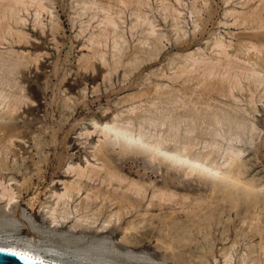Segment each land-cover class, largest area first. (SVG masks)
Returning a JSON list of instances; mask_svg holds the SVG:
<instances>
[{
	"label": "rangeland",
	"instance_id": "rangeland-1",
	"mask_svg": "<svg viewBox=\"0 0 264 264\" xmlns=\"http://www.w3.org/2000/svg\"><path fill=\"white\" fill-rule=\"evenodd\" d=\"M5 1L0 0V91H5L8 97L18 95L20 98H14L21 99L19 110L14 114L21 121L19 138L11 143L0 134V179L6 185H12L18 199V206L12 205L10 212L3 214L0 211V224L16 227L15 234L8 232L13 239L27 243V236L37 241L50 237L51 242L43 241L42 244L53 248L59 245L55 239L56 231L66 230L68 225L55 230L51 228L41 206L53 203L49 195L52 191L61 192L63 183L77 181L73 168L69 169L70 165L81 163L85 166L86 158L92 162L89 143L96 142L98 134H92L87 141L78 135L84 126L92 129L88 125L91 117L101 122L116 115L118 122H131L135 130L147 127L148 123L158 124V129L152 133H165L164 128L170 121L180 126V142L187 136L184 130L193 129L187 137L198 144L192 149L193 154L201 152L204 142L211 141L215 128L218 130L219 126V130L223 131L226 130V121L232 117L230 121L233 122L243 119L246 124H255L258 132L244 137L241 142L245 167L242 176L243 179L253 177L257 184L264 185V50L258 53V49L255 50L257 52L251 49V45L257 48L264 46V0H40L44 5L40 12L34 5L20 7L13 3L11 6L15 8L11 9L9 6L12 2L8 6L10 0ZM231 11L237 14L233 13L232 16ZM36 13H39L37 19ZM12 15L25 21L17 23ZM110 17L118 25L116 31L110 25L105 26ZM149 23L155 29L153 36L148 34ZM219 41L225 44L227 50L228 55L224 57L217 54L216 44ZM189 53L197 62L200 60L201 63L203 59L202 64L198 63L197 66L196 61L193 64L192 58V61L189 60ZM225 58L227 63L238 60L236 64H239L236 67V64L228 63L226 66V62H222ZM215 59H219L218 63L221 61L219 66L214 61L218 67H214L212 62ZM204 60H210V66L212 64L211 68L215 70L207 65L209 62L203 64ZM241 64H247L244 66L247 69L251 66L248 71L252 74L244 73L246 70L240 69ZM205 67L211 70L206 71ZM254 70L260 74L255 73L251 78ZM67 97L70 99L68 103ZM213 117L221 122L215 124L217 127L213 124L216 121ZM162 121L165 123L160 127ZM120 152H115L116 155L106 152L107 164L126 178L119 186L122 190L131 181L144 186L146 199L137 209L141 214L146 210V201L150 199L153 186L172 192V201H165V204L153 200L148 208L154 215L169 213L170 217L160 219L153 216L151 220L148 217L150 223L147 221V224L153 225L154 232L161 230L158 244L168 245V253L181 256L190 249L186 244L189 238L196 239V242H192L204 247L208 245L207 240L214 242L213 253L216 255L235 242L238 245L231 251L235 264L241 253L253 251L245 246L247 241L244 240L249 232L235 236V230L245 219L235 215L236 205L243 207L246 202H243V198L227 197V192L230 193L233 187L211 188L209 181L187 177L184 171L173 170L166 164L149 162L141 153ZM212 160L218 164L222 162L216 155L212 156ZM11 178L13 180L9 181ZM110 189L103 185L99 192L107 195ZM83 197L75 199L72 206L80 203ZM32 198L35 202L29 205ZM126 202L128 204L124 201L123 206L129 209V202ZM105 204L108 206L109 202ZM134 204L139 203L136 201ZM231 206H236L235 210ZM170 211L174 212L172 216ZM138 214L123 217L118 229L117 225L112 227L114 240L123 235L125 227L142 219ZM172 220L178 225L169 233L165 228H170ZM247 221L246 218L243 228ZM181 223L184 229L180 227ZM31 226L34 231L42 233L32 234ZM135 228L134 231L143 229ZM185 229L191 230L185 233ZM74 238L78 240L76 237L70 239ZM154 241L138 251L154 254ZM206 251L197 250V253L204 257ZM162 254L155 253L157 257ZM256 257L264 264L261 252L257 256L256 253L251 254L252 261ZM206 258L211 261L208 255ZM202 263L197 261L194 264Z\"/></svg>",
	"mask_w": 264,
	"mask_h": 264
},
{
	"label": "bare ground",
	"instance_id": "bare-ground-1",
	"mask_svg": "<svg viewBox=\"0 0 264 264\" xmlns=\"http://www.w3.org/2000/svg\"><path fill=\"white\" fill-rule=\"evenodd\" d=\"M10 2H12V3L10 4ZM9 4H10V6H9ZM12 4L15 6L17 4H19L17 6H20V5L21 6L22 5L29 6L30 5L32 7L34 5L37 8H39L38 12H40L44 9V5L40 0H10L8 3V6L11 9H12V7L15 8V6H11ZM37 8H35V9L37 10ZM11 9H9L10 12L12 11ZM4 10H5V7H4ZM13 13H15V10ZM231 13H232L231 15L233 16V13H236V12L231 11ZM241 15H243V14H241ZM38 16H39V13H36L35 19H37ZM14 18H15L14 20H16L17 23H19V22L21 23V22L25 21L24 19L19 18V17L18 18L14 17ZM3 20H4V18L2 19V21ZM106 21H107V24L105 22V26L108 25V27H109V25H110L112 28H114V31H116V28L118 26L117 23L114 20H112L111 17H110V19L108 18V20H106ZM148 25L150 27V29H149L150 31L148 34L153 36V34L155 33V29L151 25V23H149ZM100 26H101V24H100ZM6 29H8V28H6ZM4 31H7V30H4ZM19 34L22 35V33H18V35ZM98 35H99V33H98ZM114 45L116 46V43ZM216 47L218 49L217 50L218 56H219V54H220V56L223 55V57H224V55H228L225 52L226 49H225V44H223V42H221V41L217 42ZM251 49H252V51H255L258 49V51H260L258 53H261V49L264 50V46L261 45L260 48H259V46L257 48L255 45H251ZM255 52H257V51H255ZM189 56H190L189 60H191L193 55L191 56V54L189 53ZM225 57L227 58V56H225ZM226 58H225V60H222V62L223 61L226 62ZM87 59H89V58H87ZM227 59H229V61L231 60V58H229V56ZM192 60H193V58H192ZM235 60H237V59H235ZM193 61H194L193 64H195V61L197 62L196 59ZM202 61H203V59L201 60V63H200V60H199V62H197L196 65L198 63H199V65H201ZM206 61L208 63L210 60L209 61L206 60ZM206 61L203 62V64L204 63L206 64ZM214 61H217L216 64L218 66L221 65L220 64L221 61L218 63L219 59H217V60L215 59L212 61L214 64V67L216 65L214 63ZM237 61H235L233 63V60H232L233 65H235ZM210 62L207 65L210 66ZM228 63H229V65L232 64L230 62H228ZM228 63L226 62L224 65H226ZM237 64H239V63H237ZM237 64H236V67H237ZM196 65H194V66H196ZM199 65H197V66H199ZM217 65H216V67H218ZM246 65H244V66L246 67ZM187 66H188V64H187ZM194 66H192V67H194ZM244 66H242V64H241L240 69L246 70V72L243 71L244 73L249 72L248 70L251 69L250 68L251 66L250 67L248 66L249 67L248 69L245 68ZM202 67H204V65ZM211 67H213L212 64H211L210 68ZM236 67L234 66L235 69H237ZM183 68H184V66H183ZM210 68H208V70H207L205 67L206 71H209ZM213 69L215 70V68H213ZM219 69H220V67H219ZM240 69H238V71ZM231 70H233V69L231 68ZM234 71H236V70H234ZM255 73H258V72H256L254 70L253 77H251V78H254ZM236 74H238V73H236ZM251 74L249 72V75H251ZM259 74L260 73H258V75ZM210 75H211V72H210ZM258 75H256V76H258ZM181 76H183V75H181ZM256 76H255V78H256ZM257 78H259V77H257ZM175 79H176V76H175ZM234 80H235V78H234ZM256 81H258V80H256ZM4 93H5V91H4ZM4 93H1V91H0V134H1V137L3 136V137L8 138L7 140L12 143L14 140L16 141V139L19 138L18 135L20 134V130H21V125H20L21 121H20V119H18L14 116V114L17 112V110H19V107L21 105V101H20L21 99L14 98V96H16V95H13V94H11V96L13 95L12 98L8 97L7 96L8 94L5 95ZM230 96H231V94H230ZM16 97L20 98V96H18V95ZM68 99L69 98L67 97V99H66L67 102L65 100L66 103H68ZM131 102H132V100H131ZM64 106H66V105H64ZM61 108H62V106H61ZM64 110H66V109H64ZM72 112H74V111H72ZM106 112H107V110H106ZM104 114H105V112H104ZM246 114H247V112H246ZM101 115H103V114L101 113ZM22 116H25V115L22 114ZM64 117H65V115H64ZM215 118H216V116H215ZM215 118H214V120H216ZM232 118H234V117H232ZM23 119H24V117H23ZM218 119H220V117H218ZM230 120L226 121L227 122V123H225L226 128H224L226 130H223V131L219 130L220 129L219 126L218 127L216 126L218 124H221L220 121L216 120L213 124L214 125L216 124L215 127L219 128V129L216 130V128H215V130L211 134V141L209 140L210 142H208V143L204 142L202 148H200L201 152H198L197 154H193L192 149H194V147H196L198 144L195 143L196 142L195 141L194 142L196 144L195 145L191 140L187 139V137H189V135H191V133L193 132V129H187L186 128L187 130H184V131H185V134L187 136L185 135L186 137L183 139V142H180L181 137L178 136V134H179L178 131L180 129L179 128L180 126H179V124H174L170 121H169L167 128H164V129H166L165 133L164 132L152 133V132H155L156 129H158V128H156V125H158V124L155 125L154 123L153 124L148 123L147 127H145V126H144V128L140 127V128H137V130H135V128L133 127L131 122H127L126 124L118 122V117L116 115H114L113 118H111L109 120L101 121V122H99L98 120L91 117L89 119L88 125L92 129L90 130L88 127L84 126L80 130L78 135L80 137L83 136L84 138H86L85 140L87 141V139L89 137H91L92 134H94V133L98 134L97 141L89 143V149L91 150L90 157L92 158V162H90V160H88L86 158L84 160L85 166H83L81 163L75 164L76 166L70 165L69 169L73 168V172H75V175L77 176V178H76L77 181H75L73 183H71V182L63 183L62 184L63 187H62L61 192L52 191L50 193L49 198L52 199L53 203L49 206L48 205H42L41 206V209L43 210L45 218L49 221V226L51 228H54V230H55L57 228L66 227L68 225V228L66 230L56 231L55 239H57L59 241V245H56V247L53 248L51 246L42 244L43 241H45V242L50 241L51 242V240L49 239L50 237L46 238V240H38L37 241V239H35L34 237L27 236L28 237L27 243L24 241L21 242L20 240L13 239L11 234L8 233V232L16 231L15 230L16 227L0 224V252L10 254V255H12V253H14V252L15 253H26L29 257H31L30 260H34V261H37V262H40L43 264H179L180 262L183 264L184 263L194 264L197 261L203 262L202 264H235V262H234L235 259H234L232 252H231L233 249H235L234 248L235 245H238V244H235V242H232V244L230 246L224 247L223 249H221L219 254L216 255L215 253H213V247L215 246L214 242H212V241L209 242L207 240L208 245L204 247V246H200L199 244H197L198 242L197 243L192 242V241L196 242L197 241L196 239L192 238L190 240V238L188 237L189 239H188V241H186V244H187V246H190L189 247L190 249H187V251H185L183 254H181V256H178V257H176L177 255L174 256L173 255L174 253H170V252L168 253V249L170 248L168 245L163 246V245L158 244L160 241L158 238H159V234L161 233V230H159L158 232L157 231L154 232L155 229H153L154 227L152 228L153 225L151 224L152 225L151 226L150 224H147V221H148V223L151 222V221H149L148 217L151 220L153 218V216H156L157 218H160V219H164V218L167 219V217H170V216H168L169 213H159L157 215H154L153 213L148 211V208L151 207V205H152L151 203L153 200H158V202H161V203H165V201H167V203H168V201H172L171 200V199H173L172 198V192L170 193V192H167L166 190H162V189H159V188H156L153 186V189L151 190L150 199L146 201L147 202V205L145 207L146 210L144 209L145 212L141 214L140 210H137V209L141 206L140 205L141 202H143L146 199L145 195H147V194H145L146 190H145L144 186L143 187L139 186L137 183H135L136 181L135 182L131 181L127 184L126 187H124L125 189L123 188L124 190H122L119 186H120V184H122L126 180V178L124 177L125 178L124 179L119 174H117L118 172L116 173L115 172L116 170L114 171V170L110 169L109 165H108L109 163L107 162L108 160L106 159V152L107 153L108 152L115 153V152L121 151L120 152L121 154L124 152L141 153L149 160V162H154V163L157 162L158 165L166 164L170 168L172 167L171 169L176 168L177 170H179V172H181V170L184 171L185 176H187V177H194V178L196 177V178H198V180H202L203 182L209 181L211 184V188H212V186H214V187H216V186L217 187L218 186L223 187L224 186L223 188L229 187L230 189H231V187H233V189H232L233 191L231 190L230 193L227 192V197L228 198L234 197L235 199L238 198V200H239V198H241V199L243 198L244 199V200L242 199L243 202L244 201L246 202L245 203L246 205L244 204L243 207L236 205L238 207V208H236V206H235V208H236V214L235 215H237L238 217H240V216L245 217V219L247 218V220H248L246 222L245 228L242 227L243 223L245 222V219L241 222V224L239 223L240 227H237V229L235 228L236 229L235 230V232H236L235 236H237L240 233H244V235H245V232H247V233L249 232V235H246L247 237L244 240V241H247L245 246L248 249L253 250V251H250L249 254H247L248 252L247 253H241L242 255L240 254V256L238 258L239 260L236 264H262L259 257H256V259L252 261L251 260V254L253 255V253H256V256H257V253L259 254V252H261L263 254V257H264V215H263V211H264V208H263L264 207V199H263L264 198L263 197L264 185L257 184L254 181L255 179H252L253 177L251 179H249V178L243 179V176H242L244 174L243 168H245V167H243L244 161H242V159H243L244 151L241 148V142H242L243 138L247 137L248 135H252L253 132H258V129H257V127H255V124H252L250 122H249L250 124H246V122H244L243 119H242V121L238 120V122H233V120L232 121H230ZM224 121H225V119H224ZM158 122H160V121H158ZM164 123L165 122L162 121L159 126L162 127L164 125ZM211 130H212V128H211ZM25 131H27V130H25ZM160 131H162V130H160ZM31 139H32V137H31ZM33 139H32V141H33ZM1 140H3V138ZM171 145H173V146L171 147ZM9 149H11V147ZM13 151H14V149H13ZM39 151H40V149H39ZM6 152H7V150H6ZM111 155H113V154H111ZM115 155H116V153H115ZM214 155L218 156V158H220L222 160V162L220 164H218L217 162L212 160V156H214ZM12 156H14V155H12ZM110 161H112V160H110ZM164 169H165V167H164ZM169 169H167V170H169ZM173 170H171V171H173ZM244 171H245V169H244ZM102 173H104V175H102ZM175 174H177V173H175ZM177 175H179V174H177ZM180 175H181V173H180ZM10 180H13V179L11 178V179H9V181ZM176 181H177V179H176ZM198 182H200V181H198ZM200 183H202V182H200ZM103 185H105L107 187V189L111 188L110 191L107 192V195H106V193L99 192V189H101V187ZM206 185H208V184H206ZM145 186H148V185H145ZM229 188H226V190L228 189V191H229ZM214 189H216V188H214ZM223 193H224V191H223ZM16 195L17 194H16V192H14L12 185L11 184L6 185L0 179V211L3 214L6 212H10L12 205L16 204V206H18L17 205L18 199H17ZM83 195H84L83 200L80 203L72 206V204L76 201L75 199L81 198ZM173 196H175V194ZM188 198H186V199H188ZM235 199H234V201H235ZM238 200H236V202ZM97 201L99 202V204H97ZM107 201L109 202L108 206H106V204H105ZM122 201H123V203H122ZM124 201H125V204L127 203L126 201L129 202V205H127V206H129V209H126V206L125 207L123 206V205H125ZM136 201H138V203H139L138 205L134 204V202H136ZM31 202L29 203V205H33V203L35 202L33 200V198L31 200ZM120 202L122 203V207H121ZM199 202H201V201H199ZM195 204L196 203H194V205ZM191 205H193V204H191ZM161 207L162 206H160V208ZM235 208L232 207V209H234V210H235ZM137 213H139L138 216L139 217L141 216L142 219L141 220L138 219L139 221H133L130 225H128L127 227L124 228V230L122 231L123 235L119 239L114 240L112 235L114 234L115 231L112 230V227L117 225V229H118L121 221L124 219L123 217H125V218L131 217L133 214H137ZM172 213H174V212H172ZM172 213L170 211L171 216H172ZM184 213H186V212H184ZM188 213H189V211H188ZM191 214H190V216H191ZM194 214H196V213H194ZM142 216H144V219L146 218L145 219L146 221L143 219ZM156 217H154V218H156ZM171 222H172V224H170V228H168V229L165 228L169 233H172L173 229H175V226L178 225L175 220L170 221V223ZM5 224H7V223H5ZM165 226H167V225H165ZM243 226H245V225H243ZM135 227H137V228L142 227L143 229L140 228L141 231L140 230L137 231L138 229L136 231H134L133 229H136ZM180 227H182L184 229V226L182 225V223H181ZM180 227H179V229H180ZM24 229H29V227L28 228L24 227ZM33 229H32V226H31V230L29 229L32 234L42 233L39 230L34 231ZM117 229H115V230H117ZM131 230H133V233H134V234L132 233L133 235L131 234V232H132ZM186 230L188 231L189 229H185L184 230L185 233H186ZM205 230L209 231V229L208 230L205 229ZM16 232H14V234ZM137 232H139V233L136 234ZM177 232H180V231H177ZM169 233H168V235H166V237L169 236ZM173 234L176 235L175 233H173ZM187 234H189V233H187ZM206 235H208V233ZM189 236H190V234H189ZM73 237H76L78 240H76L75 238L70 239ZM174 237L175 236H173V238ZM205 237L206 236H204V239H206ZM237 237H235V239H237ZM166 239H168V238H166ZM183 239H185V238H183ZM86 240L88 242H85ZM225 240H227V239H225ZM255 240H257L256 243H254ZM152 241H154L156 244L155 245V248H156L155 253H158V252L163 253L159 257H157L155 255V253L151 254V253H148L147 251H143V250L138 251V250L142 249L143 247H145L146 245L150 246ZM184 242H185V240H184ZM239 242L240 241H238V243ZM237 247L238 246H236V248ZM203 249H207V251H206L207 254L206 253L203 254L204 257L198 255V253H197V250L202 251ZM234 253H235V251H234ZM206 255H208L210 257L211 261L207 260V258L205 259Z\"/></svg>",
	"mask_w": 264,
	"mask_h": 264
},
{
	"label": "water",
	"instance_id": "water-1",
	"mask_svg": "<svg viewBox=\"0 0 264 264\" xmlns=\"http://www.w3.org/2000/svg\"><path fill=\"white\" fill-rule=\"evenodd\" d=\"M0 264H43L34 260H21L18 256L0 252Z\"/></svg>",
	"mask_w": 264,
	"mask_h": 264
},
{
	"label": "snow or ice",
	"instance_id": "snow-or-ice-1",
	"mask_svg": "<svg viewBox=\"0 0 264 264\" xmlns=\"http://www.w3.org/2000/svg\"><path fill=\"white\" fill-rule=\"evenodd\" d=\"M12 255L18 256L21 260L31 259L26 253H12Z\"/></svg>",
	"mask_w": 264,
	"mask_h": 264
}]
</instances>
